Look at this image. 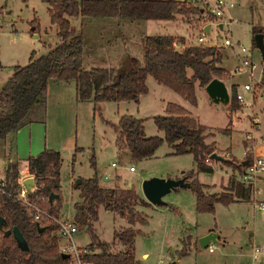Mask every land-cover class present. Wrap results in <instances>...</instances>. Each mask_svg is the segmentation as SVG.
I'll list each match as a JSON object with an SVG mask.
<instances>
[{"label":"rangeland","instance_id":"374dc122","mask_svg":"<svg viewBox=\"0 0 264 264\" xmlns=\"http://www.w3.org/2000/svg\"><path fill=\"white\" fill-rule=\"evenodd\" d=\"M207 1L212 2L213 0ZM225 1L232 2L233 6L225 9L227 17L221 20L225 24L223 31L228 30L226 25L230 19L229 33L232 39L246 49H252V59L257 67L255 72L258 73L264 65V56L255 46L252 27H263L262 34L264 36V0ZM46 7L47 4L42 0H0V8L8 12L7 21L2 22V29L0 30V60L2 63V67H0V91L9 79L15 65H26L32 50L35 51L36 55L46 51L44 40L54 43L55 37L52 35L53 29L51 30ZM34 19L38 23V30L36 31L39 34L38 37H35L36 33L31 31V24H33ZM69 20L77 32L80 31L82 25L87 26L89 30L94 26L101 28L102 39L100 38L99 42H95L96 40L93 39L89 41L86 47L89 49L92 46L91 42H93L96 45L95 49L101 55L94 59H85L82 62L85 69L92 67L119 68L123 65L128 53H133L135 57L141 59L143 37L168 33L173 30L185 34L191 26L189 24H195L191 26L192 28L201 25V19L196 20L195 16L182 19L183 21L180 18L172 21L124 19L119 23V20H123L119 17L92 21L91 18L78 15L69 17ZM223 31H218L212 25L207 34V39L221 43ZM193 33L195 34L194 38L191 37L188 42L196 44L199 29L198 31L195 29ZM177 48L181 49V45ZM220 51L223 55L219 63L220 67L230 71L232 74L231 82H237L241 90V87L249 82V77L243 69H238L237 48H222ZM154 81L155 79L149 75L147 83L150 92L144 97L142 103L148 108L140 112H137L136 108L133 107V103L127 101H106L98 104L92 101H78L73 80L64 81L59 87L55 86L53 80L49 81L44 123L36 122L32 125L33 128H36L34 130L36 132V145L40 147L37 154L46 144L47 147L45 148L58 150L62 157L59 173L61 200L58 218L74 219L76 212L74 203L80 201V197L79 191L73 186V183L79 178L96 175L100 185L105 188L124 187L132 183L136 192L140 196H144L141 184L146 178H175L182 170L197 172L193 155L190 153L171 154V147L166 141L158 147L152 157L145 160H134L129 155L119 156L117 153L115 133L111 124L106 123V121L116 122L122 114L145 118L146 136L158 135L161 137L163 135V132L157 129L151 118L145 117V115L147 113L164 114L165 111L159 106L160 98L174 100L179 99L181 95L166 85V87L154 89ZM227 85H230V82ZM229 93L231 96V89H229ZM261 103L263 102H258L254 109ZM195 106L196 113L194 112V114L199 116L201 123L209 127L207 141H215L218 150L224 152V154L219 152L220 154L228 158L230 155H226L225 152L232 147L233 154L240 158L243 156L245 158V153H247L251 160L254 157L264 160V143L257 132L256 137L259 138V144L256 145L257 149L253 153L248 151L250 142L246 139L245 134L249 122L248 118L244 117L245 115L239 119L238 115L241 113L233 111L230 113V105L226 102L213 103L207 93L200 91L199 88ZM231 117L234 121L236 120L231 133L219 131L217 128L225 127ZM245 128H247L246 131L243 130ZM68 136L76 138L78 148L76 151L63 148ZM73 155H75L74 161ZM1 161L0 158V170H2ZM24 161V159L20 160V162L25 163ZM92 163L95 164V168L91 166ZM219 163V166H211L215 170L213 174L196 175V180L211 185L219 183L222 176L226 180L225 170L233 169L223 162ZM130 166H133L135 171H130ZM239 174L235 177L236 182H239L237 179ZM253 175L255 193L251 194L250 200H235L228 205L215 203L212 212L196 210L195 195L189 187H178L164 196L163 200L168 205L142 206L144 212L141 213L143 216L145 215L146 223L133 225V228L138 230L134 239V251L139 264H264V252L259 253L257 258L251 254L252 245L264 247V212L254 206V201L257 198H264V168L256 171ZM31 176L33 177V175ZM103 176L110 177L112 180H103ZM259 190L262 194H257ZM213 191L208 193H213ZM39 205L49 211L46 201H40ZM140 208L138 207L139 210ZM40 224L51 223L44 217L41 218ZM76 225L79 228V231L74 235L76 243L88 250L98 252L99 250L91 244V233L87 226L78 222ZM92 225L93 232L98 236L99 241L111 244L113 251L125 250L121 243L117 241L112 243L114 231L130 227V224L120 213L105 210L103 206H100L98 218ZM46 228L47 233L56 234L55 227ZM210 229L217 230L221 234L220 238L211 242L213 245L211 251L208 246L201 247L198 240L194 238ZM188 235L190 246L185 250L187 253L181 256L179 250L188 241L186 238ZM193 239L195 243L191 248ZM143 253H147V257L142 258Z\"/></svg>","mask_w":264,"mask_h":264},{"label":"trees","instance_id":"16d2710c","mask_svg":"<svg viewBox=\"0 0 264 264\" xmlns=\"http://www.w3.org/2000/svg\"><path fill=\"white\" fill-rule=\"evenodd\" d=\"M47 4L46 11L51 25L57 27L58 42L39 56L30 53L26 65H16L0 91V139L33 122H43L46 112L47 87L50 80L74 81L78 101H92L95 104L112 101H133L137 103L141 94L148 91L146 78L151 75L176 93L196 104L195 83L200 86L213 78L229 79L230 73L216 66L222 60L218 48L187 45L177 48L176 38L171 35H151L143 38V64L127 60L120 69L113 67H92L82 65L84 40L71 25L69 17H119L127 20H172L177 15L195 16L201 19L199 5H187L180 0H42ZM37 20L31 24L32 32L38 30ZM253 35L263 33V27L253 26ZM183 40L182 38L180 39ZM262 80H264V66ZM235 86L231 87L230 109L240 106L235 99ZM151 120L164 137L146 136L144 121L131 114L121 115L116 123L107 121L115 133V145L119 156L129 155L131 159H147L154 155L158 147L166 141L171 144L173 154L190 153L196 161L197 172H212L205 158L215 151L214 143H207L206 127L180 105L168 102L165 113L154 115ZM223 132L225 130H222ZM75 155H73L74 161ZM222 161L239 173L243 171L245 160L239 161L228 156ZM29 174L34 177V188L30 198L46 201L49 212L59 215L61 196L59 193V173L62 157L58 150L44 148L35 156L25 159ZM20 162L9 163L5 172V185L0 191V215L4 217L3 230L0 231V264H66L58 251V237L47 233L54 223L41 225L32 220L29 211L16 199ZM91 166L95 168V164ZM193 171L184 174L195 195V206L199 212H212L214 204L228 205L236 199H248L249 187L229 179L231 191L208 193L205 185L196 179L189 181ZM73 186L79 191L80 201L74 203V219L87 226L91 233V244L98 252L86 255L91 264H139L134 251V239L138 230L135 223L144 224L146 220L138 206L151 204L132 187L105 188L100 185L96 175L79 178ZM56 195L54 202L50 194ZM120 213L130 227L113 232V242L121 243L125 250L113 251L111 244L99 241L93 232L92 223L98 218V209ZM16 226L27 243V250L20 248L12 233L6 234ZM187 242L179 250L181 256L190 246ZM183 240V239H182Z\"/></svg>","mask_w":264,"mask_h":264},{"label":"crops","instance_id":"0c3cea01","mask_svg":"<svg viewBox=\"0 0 264 264\" xmlns=\"http://www.w3.org/2000/svg\"><path fill=\"white\" fill-rule=\"evenodd\" d=\"M184 17H185V19H187L186 16L177 15V17L175 19H172V20H176L178 18H180L181 20L182 19L185 20ZM86 18H91L92 21H96L98 19H104V18L114 19V17H86ZM115 18H117V17H115ZM172 20H166V21H172ZM121 21H124V19L123 20H119V23H121ZM186 22H187V24H189L188 21H186ZM189 25L194 26L195 24L194 23H191ZM191 26H189V28H188V30H187V32L185 34L178 33L175 30H173V31H170L168 33H162V34H156V35H171V36H173V37L176 38L175 41H176L177 46L181 45V48H182V47L187 46V45H193V44H195V43H193V44L192 43H189L188 40H190L191 37L194 38V35L195 34L193 32H194L195 29L198 31V29H199L200 26H196V27H193V28ZM52 29H53V34L52 35L55 37L54 43L52 44V43H49V42H47V41L44 40L43 43L45 42L44 45L46 46L47 49L42 54L46 53L50 47H53L58 42V38L56 36L57 27L55 25H51V30ZM34 33H36V35H34L35 37H38L39 36V34L37 32H34ZM78 33H81L82 34V37H83V40H84V48H83L82 62L85 59H94L95 57H100L101 54L95 49V46L96 45L93 42H91V45L92 46L89 49L86 48L87 47V44L89 43V41H92L93 39H95L96 40L95 42H99L100 41V38L102 39V35H100L101 34V28H100V26H94V27L91 28V30H89L87 28V26L82 25V27L80 28V31ZM143 38H142V43H141L142 50H143V52L141 54V59H140V57H135L133 55V53H128L126 55V57H125L124 63L127 60H130V61H136L139 65H142L143 64V56H144ZM181 38L183 39L182 41L180 40ZM195 41H196V39H195ZM32 51H34V50H32ZM34 56L36 57V56H39V55H36L35 54V51H34ZM91 61H93V60H91ZM124 63H123V65L121 67L116 68V69L122 68L124 66ZM216 66L220 67V64L217 63ZM263 66L260 68V70L257 73V72H255V70L257 69V67L255 65V67L253 69V74H254L255 78H261L262 77V74H263ZM0 67H2L1 60H0ZM113 68H115V67H113ZM12 72H13V69H12ZM228 72L230 73V71H228ZM148 76L146 78V85L148 87L147 93L141 94L140 97H139V101L137 103H135L133 101H127L129 103L130 102L133 103V107L136 108L137 112H140L142 110H146L148 108V106H144L142 104L144 97L147 96L149 94V92H150V87H149V85L147 83ZM231 80H232V74L231 73H230L229 79L222 80L225 83L228 92H229V89H231L232 86H235L236 88L239 87V85H238L237 82H231ZM53 81H54L56 87H59L60 84L63 83V81H55V80H53ZM228 82H230V85H227ZM154 85L156 86V87L154 86V89H159L160 87H162V86L164 87L165 86L164 84L159 83L157 80L154 81ZM74 87H75V84H74ZM198 88L200 89V91H203V92L207 93L206 90H205V86H200L199 83L196 82L195 83L196 102H197ZM75 95H76V87H75ZM181 97L179 96V99H174V100H167L164 97H161L160 100H159V106H160L161 109H163V111H165V107H166V104L168 102H172V103H175L177 105L182 106L183 108H185L189 112V114L191 116H193L198 121V123H200L201 125H204L206 127V133H208L209 127L207 125L201 123L199 116L194 114L196 106L193 105V104H191L185 97H183V96H181ZM76 99H77V96H76ZM230 99H231V96H230ZM121 102H123V101H121ZM229 103H230V100H229ZM255 110L258 111L261 114V122H260V127H259V130L257 132V135L260 136V138H262L263 143H264V103L258 104V106H257V108H255ZM233 112H236V113L239 112V113H241L240 115H238L239 119H241V116H244L245 115L244 117L248 118V122H249V116H248L249 113H250V109L249 108H247V107H244L243 108V106L240 105L238 107V109L233 110ZM230 113H232V110H230ZM152 116H154L153 113H147L145 115V117H150V118ZM119 117H118V119H119ZM139 118H142V117H139ZM116 122H113V123H116ZM35 123L36 122L29 123V124L23 126L22 128L18 129L17 131H14V132L9 133L5 138L0 139V158L2 159V161H1L2 170H0V176L1 177H5L6 168H7V166H8L9 163H15L17 161L20 162V160H23V159L25 160L29 156H35L37 154V152L39 150L38 148H40V147L36 145V136H35V133L36 132L34 131V130H36V128L35 127L33 128V125ZM235 123H236V120L234 121L232 119V117H231L230 121L228 122V124L225 127H218L217 129L219 131L225 130L224 132L231 133L232 127H235ZM246 129L247 128H245L243 130L246 131ZM145 134H146V132H145ZM153 136H155V135H153ZM161 137L163 138L164 137V134ZM206 142L207 143H214L215 144V141H207V137H206ZM167 144L171 147V150H170L171 152L170 153L173 154V148H172L171 144H169V143H167ZM45 147H47L46 144L44 145L43 149ZM63 148H69V149H73L74 151H76L78 149L77 148V140H76V138H74L72 136H68L65 139L64 147ZM215 148H216L215 149L216 151L220 152L218 150V147L216 146V144H215ZM263 150H264V148H263ZM220 153H223L224 154V152H220ZM225 153H228L230 156L235 157L239 161L244 160V158H243L244 156L242 158H240V157H238V156H236V155L233 154L232 147H230V149H228V151L225 152ZM173 155H175V154H173ZM19 164H20V174H21V177H23V176H25V177H32L31 176L32 174H29L28 171H27L26 162L25 163L20 162ZM21 164H22V166H21ZM206 164H208L210 166H214L215 165L214 162H210V163H206ZM219 165H220V163L218 165H216V166H219ZM190 171H193V170H188L186 172L184 170H182L180 172V174H178V175L175 176L174 179L183 178L184 177V174L185 173H188ZM214 172H215L214 168H213V171L212 172H194L193 175H192V177H190L188 180L190 181L193 177H195V179H196V177L199 174H213ZM238 174H239V172L236 171V170H225L226 180H224V177L222 176V178H221V180H220L219 183H213L211 185V184H207V183H203L202 182V184L205 185V190L207 192H211L213 190H214L213 193H219L221 191H224V192L231 191L232 192V189L230 188L231 187V184L229 183V179L232 177L235 180V177ZM107 180H112V179L110 177H108ZM184 180H185V178H184ZM130 184H132V183H130ZM244 186L245 187H249V189H250L249 198H251V194L252 193L253 194L255 193V190L253 188L254 187V182L251 185H244ZM124 187H129V184L128 185H125ZM185 187H188V186H185ZM257 194H262V193L259 190V192H257ZM142 197L144 198V196H142ZM249 198L247 200H250ZM241 200H246V199H236V201H241ZM260 202H263L264 203V198H261V199L257 198L256 201H254V206L258 210H261V211L264 212V210H262L261 208L258 207V203H260ZM164 205H168V204L165 203ZM138 207H141L140 210L138 209ZM138 207H137V209H138L139 212H144L143 211L144 210V207H142L141 205L138 206ZM144 218H145V215H144ZM209 232H213V233L216 234V240L221 237V234H220L219 231L212 230V229L208 230L205 233H201L200 235H198L196 237H194L190 232L189 233H190V235H192L194 238H196L198 240V238H200L201 236H203V235H205V234H207ZM194 243L195 242H194V239H193L192 240V243H191L192 244L191 245V248H192V246H194ZM210 246L213 247L212 243H210L208 245V247H210ZM254 246L255 247H261L262 248V251L256 253L254 251V248H253ZM251 250H252V253L251 254L254 255V258H257V255L259 253H263L264 252V247L259 246V245H252L251 246ZM144 257H147V253H143L142 254V258H144Z\"/></svg>","mask_w":264,"mask_h":264},{"label":"built area","instance_id":"2783aa9c","mask_svg":"<svg viewBox=\"0 0 264 264\" xmlns=\"http://www.w3.org/2000/svg\"><path fill=\"white\" fill-rule=\"evenodd\" d=\"M187 5H199L201 7V25L199 27V36L197 38L196 45L215 47L218 49L222 48H237L236 55L239 60L238 69H243L248 77L249 82L245 83L241 90L239 87L235 89V99L238 103L250 109L249 113V127L245 134L246 139L250 142L248 151L255 152L256 145L259 144V138L256 137V132H258L261 122V116L258 111L254 109L258 102L264 103V80L261 78H255L253 74V69L255 64L252 59L251 51L245 47L241 46L237 41L233 40L231 37L230 29V19L227 21V31H223L225 24L221 22L223 18H226L225 9L232 7V2H227L225 0H213L212 2L207 0H180ZM8 12L0 8V30L2 29V22L7 21ZM209 25L208 32L205 31V27ZM214 26L218 31H223L224 35L221 37V43L215 42L213 39H207V34L210 32L211 26ZM248 95V97H247ZM255 133V135H254ZM228 155V153H226ZM248 154L245 153V166L243 171L239 174L238 180L243 185H251L253 183L252 177L256 171L264 168V160L259 157H254L253 160L248 158ZM206 163L213 162L209 156L205 158ZM130 171H134V167H129ZM27 177H20L18 180V190L15 194L16 199L29 211L32 220L40 224L41 218H46L50 223L55 224L56 235L58 237V251L66 256V264H91L90 261L86 259V255L92 253L85 247L79 246L74 238V235L79 231L78 226L74 219L68 218H58L51 214L49 211L45 210L39 205L36 199H32L29 196L31 191H28L24 185V180ZM5 177L0 176V191L4 188ZM33 191V190H32ZM258 207L264 210V203H258ZM256 253L262 251L261 247H253ZM212 246L209 247L211 251Z\"/></svg>","mask_w":264,"mask_h":264},{"label":"water","instance_id":"95a60500","mask_svg":"<svg viewBox=\"0 0 264 264\" xmlns=\"http://www.w3.org/2000/svg\"><path fill=\"white\" fill-rule=\"evenodd\" d=\"M33 30V29H32ZM209 25L205 27V31L208 32ZM264 36L262 33H257L254 35V43L255 46L261 51L262 56H264ZM205 90L214 103L226 102L229 103L230 94L227 90L225 83L218 78L211 79L205 86ZM209 158L217 165L219 162L228 161L229 158L225 157L223 154H220L218 151H213ZM245 164V162L243 163ZM107 176H103V180H107ZM79 179L76 180V184L79 183ZM24 185L26 186L28 191H32L34 188V179L33 177H27L24 180ZM132 184H129L131 187ZM189 183L184 180V178H160V177H149L143 180L141 184L142 193L144 198L154 206L164 205L165 202L163 197L169 194L171 191L175 190L177 187H185L188 186ZM56 197L55 194L51 193L49 196V201ZM4 225V217L0 215V231L3 230ZM12 233L14 239L16 240L17 245L24 250H27L28 246L26 240L24 239L22 233L19 229L14 226L11 230H7L6 234ZM212 241H216V234L213 232H209L198 239V242L201 247L208 246ZM62 258L65 259L66 256L62 255ZM24 264V263H19ZM174 264V263H171Z\"/></svg>","mask_w":264,"mask_h":264}]
</instances>
